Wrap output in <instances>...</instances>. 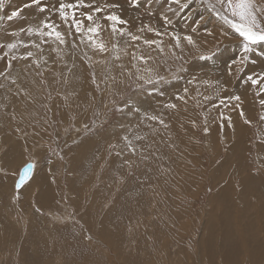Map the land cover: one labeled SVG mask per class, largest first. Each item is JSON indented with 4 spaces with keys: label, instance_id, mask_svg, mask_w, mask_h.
<instances>
[{
    "label": "rangeland",
    "instance_id": "obj_1",
    "mask_svg": "<svg viewBox=\"0 0 264 264\" xmlns=\"http://www.w3.org/2000/svg\"><path fill=\"white\" fill-rule=\"evenodd\" d=\"M22 16L28 20L0 22V42H11L6 32L26 27L33 10ZM129 16L128 30L155 20ZM212 32L214 47H186L183 61L169 46L143 52L153 58L154 77L166 81L156 89L137 79L143 65L133 59L130 72L108 86L107 69L75 58L83 83L74 88L69 73L62 79L64 60L55 52L47 65L13 63L22 91L0 88V169L12 173L29 157L37 169L18 201L13 177L0 175V264H264V96L242 83L258 75L249 67L255 51L222 72L196 68L200 54L216 55L227 43ZM181 64L184 80L174 78ZM207 69L219 74L202 75ZM185 87L195 103L175 99ZM233 95L241 97L239 108L213 106Z\"/></svg>",
    "mask_w": 264,
    "mask_h": 264
},
{
    "label": "snow or ice",
    "instance_id": "obj_2",
    "mask_svg": "<svg viewBox=\"0 0 264 264\" xmlns=\"http://www.w3.org/2000/svg\"><path fill=\"white\" fill-rule=\"evenodd\" d=\"M199 2L209 16H214L223 25H227L235 35L244 54L240 58L241 65L247 62L248 55L253 53L257 48H264V0H199ZM132 3L133 5H138L140 0H132ZM170 3L176 5L175 10L170 8V11H173V14H175L176 11L184 12L185 10H190L192 5L196 3V0H183V2L182 0H170ZM6 7H11L10 0H0V22L4 20L13 22L22 18L27 21L28 18L22 16L25 9H32L34 14L33 20L27 23L26 27L6 32V35L13 38L11 42H0V50H2L0 51V60L6 61V67L0 71V88L15 86L16 94H20L22 89L17 84L20 76L13 77V63L23 61L27 62L30 67L47 65L46 46L49 51L55 52L58 57L64 55L70 57L71 52L67 51L68 49L75 50L80 45H84L88 51L94 54L102 56L107 54L117 61L121 59L122 52L127 54L128 47H132L134 49L131 53L132 59L139 61L143 65L142 68H137L138 73L142 72V74L137 76V79L156 89L158 84L166 81H164L163 77H154L153 69L149 66L152 60L151 56L137 55L136 50H139L141 43L149 49L155 47L156 50L163 53L164 37L168 36L170 51L174 56L179 52L180 55L177 59L181 61H183L186 47L199 50L201 47L207 48L209 44L207 39H194L197 28L192 29V34H182L178 31L161 32L151 27L147 29L141 27L138 30V34H134L127 30L128 21L118 15L116 11H112L111 5L100 6L95 3V0L92 3H85L84 0H56L55 3H53V0H29V2L24 3L22 6L11 10L10 13L4 12ZM85 8L88 11L82 10ZM190 15L191 12L188 11L187 16ZM54 17H58L60 23H57ZM205 19L206 17L200 14L199 19L196 21L197 27ZM165 20L167 21V17H165ZM102 21L108 22L111 33L118 38L111 48L102 38L101 34L104 31ZM167 22L170 23V21ZM61 24H63L66 31L61 30ZM145 30L152 32L158 39H145L142 35ZM73 32L75 36H73ZM203 35L205 37H213L212 42H215L214 33L211 29L205 28ZM221 35H227V33L222 32ZM69 37L72 38L69 39ZM125 37L127 38L124 40L125 48L122 49L120 47V40ZM260 54L264 55V51ZM84 55L88 60H91V57L87 56V52ZM214 55L215 53L212 55L200 54L198 58L207 61L212 59ZM100 63L106 64L107 60L100 61ZM235 63V61L232 62V64ZM184 71L183 64H181L174 78L181 79L182 77L179 73ZM229 74L231 75V65L229 66ZM95 75V72H93V83L99 88L100 85L96 83ZM192 82L189 81V83ZM242 83L246 85L250 84L253 88H258L256 95L264 96V73L259 75L249 74L242 80ZM198 96H201V94L198 93ZM201 98L204 100L209 99V97L203 96ZM175 99L187 105L189 99H192L195 103L197 98L190 97L189 90L185 87L183 94H177ZM230 103H232L234 109L239 108L241 97L239 95L226 96L218 99L217 104L213 106L227 107ZM259 103L264 107V99H261ZM125 104H127V101H125ZM165 107L176 109L177 104L169 103ZM240 115H244L242 109ZM221 118L223 119L222 114ZM150 119L157 120L158 118L152 116ZM259 119L264 123V115H261ZM158 122L164 124L163 119H159ZM245 122L248 124L252 123L250 120H245ZM204 131L207 133V127H205ZM124 139L127 140V137ZM127 146L135 153L136 149L131 147V141H128ZM36 169L37 162L32 157H29L27 160H21L17 169L12 173L0 169V175L5 177L11 175L15 181L14 200L18 201L20 199V191L34 180ZM88 239H91V236H88Z\"/></svg>",
    "mask_w": 264,
    "mask_h": 264
},
{
    "label": "bare ground",
    "instance_id": "obj_3",
    "mask_svg": "<svg viewBox=\"0 0 264 264\" xmlns=\"http://www.w3.org/2000/svg\"><path fill=\"white\" fill-rule=\"evenodd\" d=\"M108 1L110 2L109 5L112 6L111 7L112 11H116V13L118 15H120L123 19L124 18H132L129 16V14L133 15V16L137 15L139 17H145V18H147L148 16H152L155 20L153 21V23L150 27L154 28V29H158L161 32L178 31L182 34H184V33L192 34V29L197 28V33L194 35V39H198V40L207 39L209 41L208 48L214 47L215 42L214 43L212 42L213 38L211 39L210 37H205L203 35L204 29L209 28L212 31L216 30V32L219 36V39L225 40V41H227V43L225 44V46L221 50L217 51L218 53L212 59H209L207 61H205V60L198 61L195 64L196 68H200L201 66H206V67L210 66L209 68L216 67L217 69H220V72H222L221 69L226 68L223 66L228 65L230 60L236 59L237 57L241 58V56L244 55L243 51L241 49L240 43L235 38V35L228 28V26L223 25L222 22L219 21L218 19H216L214 16H209V14L204 11V8L201 6L199 0H196V3H194L192 5L190 10H185L184 12L176 11L175 14H173V11H170V8L175 10L176 5L174 3H170V0H141L138 5H133L132 0H111V1L108 0ZM27 2H29V0H25V1H23V0H11L10 5L13 8H17L18 6H21ZM54 2H55V0H53V3ZM182 2H183V0H182ZM130 5H133V6L130 7ZM188 11L191 12L190 16H187ZM200 14H203L206 17V19H205V21L201 22L200 25L197 27L196 21L199 19ZM165 17H167V21H170V23L165 20ZM103 22H104L103 25L108 24L107 21H103ZM121 27H124V26H121ZM61 30L66 31V29H64V26L61 27ZM127 30H128V26H127ZM128 31H131L134 34H138V31H136V30H128ZM222 32H226L227 35H221ZM110 33H111V31H110L109 26H107V27L104 26V31L102 34H104V36H106V37L103 36L104 37L103 40L111 48L112 44L118 38L113 36V34H112V37L110 39L108 36ZM142 35L145 39H158V37H156L152 32L146 31V32L142 33ZM73 36H75L74 32H73ZM69 39H71V38H69ZM125 39H127V38L125 37V38L120 40V47L122 49L125 48V44H124ZM164 39H165L164 47L167 48L170 45L169 37L165 36ZM129 43H131V42H129ZM142 45L143 44L141 43L139 50H136L138 56L143 55V52L145 53V52L149 51V48L145 51H142L141 50ZM78 48L80 49L78 56H74L73 54L70 57L68 55L62 56V58L64 60V65H63V68L60 69V71L63 70L62 79H65L66 75L69 73L66 82L68 83V86H71L72 88L78 87V86L82 85V83H83L81 73H80L81 70H78L76 68L73 69L72 66L74 64V61L76 60L75 58L79 57L80 59L81 58L87 59V57L84 55L85 52H87L88 57H91V60L87 59V62H89L92 65L95 64V66L99 67V69L100 68L107 69L106 84L108 86L115 83L116 80H118L119 78L124 77L123 72L125 70H128L126 72H130L129 66L127 64H131V62H132L131 53L134 50L132 47H128L127 54L122 52L121 53V59L118 61L114 60L112 56L107 55V54L103 55V56L99 55V54H94L93 52L88 51L84 45H80V47H78ZM67 51H70V49H68ZM262 51H264V48H257L255 50L254 54L252 55L251 60H250L251 63L249 64V67L255 69L258 72V75L262 74L263 70H264V55L260 54ZM45 54L47 56V59L49 60V55L52 53H51V51H49L47 49V47H46ZM146 54H148V52ZM104 60H107L106 64L100 63V61H104ZM80 61L82 62V60H80ZM237 63H240L239 59L235 64H237ZM192 65L190 66L191 71H192ZM203 68H205V67H203ZM115 71H118V73L116 74ZM207 71H211L212 73L211 72L208 73ZM207 71L205 73H203L202 75L212 76L214 74L213 76H216L217 74H219L214 69H207ZM190 74H189V76H190ZM18 75H19V72L13 71V77L18 76ZM186 77H188V76H186ZM190 77L192 78V76H190ZM73 78L75 79L74 81H73ZM181 80H184V79H181ZM181 80H177L173 84H175L179 81L182 82ZM29 85H31V84H29ZM136 99H137V101H135V104H136L135 107L136 108L139 107V109H142L143 108V101L140 100L139 98H136ZM135 107H132V108H135ZM125 115L129 116V113H127ZM122 123L123 122H121L119 124L122 125ZM117 125H118V123H117ZM115 129H116V127H115Z\"/></svg>",
    "mask_w": 264,
    "mask_h": 264
}]
</instances>
